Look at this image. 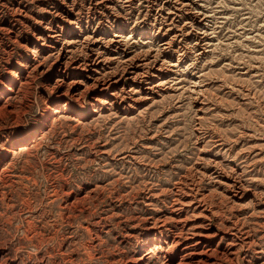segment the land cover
Segmentation results:
<instances>
[{
    "label": "rangeland",
    "instance_id": "1",
    "mask_svg": "<svg viewBox=\"0 0 264 264\" xmlns=\"http://www.w3.org/2000/svg\"><path fill=\"white\" fill-rule=\"evenodd\" d=\"M19 1L27 17H18ZM196 2L212 18L209 33L215 45L200 46L206 50L201 58L191 53L190 66L176 70L179 75L165 93L127 114L130 99L110 106L96 88L79 95L67 85L52 91L61 66L48 71L54 57L34 71L35 61L48 57L36 47V35L45 31V22L65 27V34L75 31L74 14L84 13L86 22L82 0L74 8L72 0H0V264H173L163 259L170 242L164 243L177 236L178 228L158 234L164 250H153L149 260L141 259L148 252L142 243L154 237L160 219L170 216L174 189L187 170L215 159L225 171L238 172L249 191L236 201V210H229L233 200L221 190L215 200H228L210 222L216 234L206 243L210 257H187L186 262L264 264V0ZM116 4L120 19L132 26L147 18L150 28L156 12L175 8L163 0ZM61 10L66 14L58 16ZM110 25L105 20L104 27ZM196 26L197 37H186L184 48H193L204 32ZM199 72L206 91L201 111L189 94ZM127 76L120 68L117 77L125 91L134 86ZM231 148L243 164L230 165ZM245 161L252 166L244 176ZM249 178L256 184L249 187ZM202 184L200 193L218 188L207 180ZM218 221L225 223L223 230ZM234 225L242 231L237 237ZM186 237L172 261L180 260ZM196 243L188 244L191 252L202 250Z\"/></svg>",
    "mask_w": 264,
    "mask_h": 264
},
{
    "label": "bare ground",
    "instance_id": "2",
    "mask_svg": "<svg viewBox=\"0 0 264 264\" xmlns=\"http://www.w3.org/2000/svg\"><path fill=\"white\" fill-rule=\"evenodd\" d=\"M5 1H10V0H4V2ZM79 1L81 0H72V3L70 5L71 8L77 6ZM116 1L117 0H82V2H84L87 6V13H85L86 22L84 23L82 18V15L84 13L74 14L72 16L74 17V19H71L74 21H71L70 23L72 24L74 23L76 27H75V31H71L69 34H65L66 29L63 26H60V24H57V26L55 27L53 26V22L51 23L45 22L44 24L45 31L43 30L44 31L43 33L36 35V45H37L36 47H40L42 50H44L48 55V57H46L43 61L36 60L34 63L35 65L34 71L43 68L47 59L54 57L55 62L51 65L48 71H50L53 68V66L57 64L61 66L60 69L57 70V79L55 81V85L52 88V91L59 90L63 85H67V87H69L68 89L71 90L72 93H74L75 95H79L81 93L84 94L87 90L96 88L97 90L100 91L101 94H106L103 95L102 97L103 99L107 98L108 103H110V106L117 103L118 100L124 102L125 100L130 99V103L128 107L124 109V111H126L127 114H132L133 111H135L138 106L146 103L147 101L155 100L157 96H161V93H165L166 89H168L167 86L169 85L173 77L175 76L177 77V75H179L177 74V71H180L182 69L186 70L190 66L191 53L199 52L198 58H201L203 57L204 52L206 50L200 48V46L207 49L210 46L215 45L212 43V40L210 38L211 33H209V31H211L210 24L212 18L211 16L203 13L204 8H202L196 2V0H163L165 1V4L166 3L174 4L175 8L172 10L171 13L156 12L157 18H155L156 22L155 23L153 22L154 24L151 25L153 26L152 28L148 27V23L146 21L147 18L138 24L135 23L132 26H130V23L128 21H124L122 20V18L120 19V17L117 16L118 14L116 13V9H117ZM130 1L131 0H120L123 7H128ZM148 1L149 4L152 5L153 2L157 0H148ZM18 4L19 5L15 11L16 13L21 14L18 15V17H22L24 15L23 13L26 12L25 11L26 8L23 6L22 1H19ZM163 7H165V5H163ZM65 14H66L65 10H61L57 13L58 16ZM25 15L27 17V13ZM15 18L17 19V20L15 19L16 21H19V18H17V16H15ZM97 19L99 22L98 24L95 25L94 22ZM105 20L111 23V25L107 29L104 27ZM182 22L183 25L181 26L180 23ZM196 25H199V28L201 27L200 29L204 32L200 34V36H198V39H196L197 42L195 41L196 44L193 48H184L186 45L184 46L182 42L184 40L185 43L187 44L188 40L185 39L186 37H190L191 35H193L192 37H197L196 33L198 34V31L196 32L195 30V27H197ZM128 27L129 29H127ZM127 31H129L130 33L129 36H127ZM193 31H195L196 33H194ZM138 36L139 38H137ZM177 44H178V48L176 49ZM172 52H175L177 54L176 60H174L175 57L173 56ZM120 68L122 69L123 74H128V76H130L127 77L129 78L130 81H132V85H134L132 86V88H130L129 91H125L123 90V88H120L122 80L117 77ZM196 74L198 75V77L196 76L197 81L194 86L191 83L192 84L191 86L193 87L191 89L189 88L190 89L189 94L194 97L196 106L198 110L201 111L204 105L203 101L205 100V92H206L205 90H203L204 85L202 86L203 83L202 80L205 77L203 78V75L200 74V72ZM181 83L183 84V82ZM172 85L177 86L178 84L175 83ZM83 87L84 89L85 88L86 89L82 90ZM181 88L179 89L181 90ZM13 90L14 87L13 89L9 88L8 94L10 96L12 95L14 96L15 92ZM108 92H110L109 94L110 96L107 95ZM136 93L137 94L139 93L140 96L135 98ZM67 95L68 94H63L62 96L65 97ZM103 103L106 102L104 101ZM204 107L206 106L204 105ZM202 119L203 117H200L199 120L202 121ZM198 127H200L199 129H201L200 124ZM223 144L226 143L223 142ZM13 152L16 153L15 150ZM229 158L231 159L230 160L231 166L233 163H238L242 161V156L240 154H236V153L234 154L232 148L230 149ZM258 163L259 162H256L254 164L257 165ZM199 165L195 164L193 165V167H190L187 170V173L184 175V178L180 179V181L176 184V188L174 189L175 198L173 197L174 200L170 207L171 214L170 216H167L163 219L159 218L160 219L159 222L157 223L155 222L156 225L154 229L156 233L154 237L153 238L149 237L150 239L142 243V245L148 251L147 255L141 257L142 260L146 258L148 259V257L151 255L150 253L153 252V250H156V252L158 253L164 250L163 246L159 245L160 240L158 239H160L161 236L159 238L158 234L162 235L163 237V235L167 231H170L172 227L178 228L177 229L178 233L176 232L177 236L174 235L171 241H169L170 238L169 240H167L168 238L167 236H165L167 238L166 239L167 241L164 244H168V242H170V244H168L169 245L168 248L164 250L166 251V256H164L163 258L164 260L171 261L173 264H188L186 262L187 257L194 256L197 258L200 257L201 259L210 257L209 252L207 251L208 244L206 245V243L210 239L216 237V234H211V230L209 228V226L211 225L210 222L215 216H219L218 215L219 210L221 211L222 208L225 206V200L227 201L228 198L229 200L232 199L233 200L232 207H226V208L229 210L230 209L236 210L235 209V207L237 208L236 201H242L247 195L249 190L243 183L242 177L239 176L238 172L229 173L225 171L224 168H222L220 162L216 161V159L213 161V163H207L205 167ZM249 166H252L251 163L245 161L242 168V170H244L242 171L244 173V176L247 174V169L249 168ZM228 167L229 166H227V168ZM206 180L208 181V183L210 182L216 184L218 188H216L214 191L212 190L208 192L207 194L200 193L199 186H201V184L204 183ZM254 183L256 184V180H250L249 187H251ZM221 184L226 185V187L228 188L226 189L227 191L224 190L225 188L222 189ZM221 190L224 191L225 195L228 198L224 195L226 198L223 201L217 202L218 200L216 201L215 198L218 197L219 194H222ZM151 192L153 191L151 190ZM253 201L254 203H257L256 196L253 197ZM240 210L243 211L244 208L240 207ZM222 222L218 221L217 225L219 229L222 228L223 230V226L225 225V223L223 222L224 223L223 225ZM211 226L213 227V225ZM234 226L237 237L238 234H240L242 231L237 228V225ZM258 229L255 230L259 231ZM242 230L244 229L242 228ZM185 236H187L186 237L187 240H184L185 241L184 243L186 244H184L185 248L182 249L180 260H178V262L176 260L172 261V259L174 258L173 256L175 253V249L181 246L180 243ZM195 241L197 243L195 244L194 247L195 248L200 247V249L202 250L199 251V249H197L195 250V252L194 251L191 252L192 250L190 249L188 244L193 242L195 243ZM236 250H242V249H236ZM236 250H233L235 251L233 252L235 255L238 252ZM258 253H261V250L258 251ZM199 260L200 259L198 258V261Z\"/></svg>",
    "mask_w": 264,
    "mask_h": 264
}]
</instances>
